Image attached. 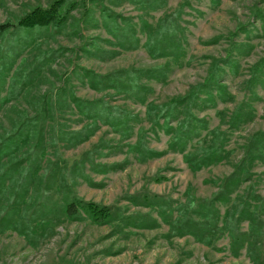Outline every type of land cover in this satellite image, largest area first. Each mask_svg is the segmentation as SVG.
<instances>
[{
	"label": "rangeland",
	"instance_id": "1",
	"mask_svg": "<svg viewBox=\"0 0 264 264\" xmlns=\"http://www.w3.org/2000/svg\"><path fill=\"white\" fill-rule=\"evenodd\" d=\"M51 1L0 0V24L7 19L15 21L31 7H46ZM181 1L167 0L164 10L153 12L147 19L155 22L163 11L174 9ZM188 1L189 5L184 7L181 20L186 36V63L174 68L165 82L145 79L140 82L153 88L147 95V102L162 104L185 95L191 86L201 83L213 65L218 63L219 80L226 85L227 91L216 92L213 87L206 101L202 98L207 95L202 93L194 112L198 118L206 119L207 130L200 129V138L207 136V132L212 129L226 131L228 140L225 149L229 154L222 162L196 172L190 170L182 159L183 153L169 149L170 135L165 129L151 127L145 118V104L124 94H117L111 88L104 91L93 88L98 82L96 74L103 75L130 66L148 67L165 61L163 58H151L142 47L145 35L139 30L138 11L125 0H84L88 14L83 17L84 6L80 4L71 13L67 24L57 32L52 27H36L23 29L15 35L12 34L14 32L1 35L7 39H0V47L8 42H14L16 47H26V44L31 46L18 55L12 69H0V102L10 99L3 102L0 110V135L18 119V110L33 114L38 102L44 99L65 102V105L71 103L72 107H67L66 111L58 115L59 127L80 129L90 121L74 107L72 98L77 96L94 100L104 97L111 105L130 112L133 134L127 142L134 141L142 129L148 146L162 154L138 162L131 154H127V142L107 125H101L92 137L75 147L59 145L58 150L69 161L99 141L102 143L98 148L101 151L95 155L96 161L109 164L122 161L126 155L129 157L128 163L117 171L95 173L86 167V172L95 181L104 184L90 185L79 179L75 190L81 198L119 207L121 212L127 210L126 214L140 212L142 215L149 213L157 216L155 210L129 201L128 195L144 191L170 196L182 202L190 186V193L194 197H209L216 186L205 180H216L229 174L243 153L247 137L264 130V82L260 80L251 89L248 87L252 85L247 84L250 66L264 56V17L261 16H264V0ZM100 6L117 13L120 24L122 18L135 24L140 44L137 49L123 50L114 45L115 39L104 26L105 12H101ZM107 27L111 28V25ZM232 42L234 47L231 46ZM59 47L68 49L55 61L40 63L38 54ZM113 50L118 52L112 54ZM231 50V60L224 62L223 58ZM251 106L254 108L253 119L230 129L227 120L236 107L246 113ZM180 117H184V111H180ZM175 124L176 121L171 122V125ZM49 130L48 124L45 129L47 139ZM47 142L43 167L46 159L52 158L53 154V147L49 140ZM194 145L196 140L189 142L186 151ZM253 171L255 189L264 195V161H256ZM154 176H157V180L153 179ZM245 185L232 197L238 192L242 193ZM158 219L160 225L150 229L137 228L133 224L121 225L124 223L120 221L98 225L85 217L83 220L63 218L57 222L54 230L48 228V223L38 224L32 228L33 235L28 236L9 230L0 234V264H252L245 250L239 256L232 254L227 234L217 238L213 246L196 242L191 236L170 238L166 236L169 226L160 217ZM241 229H246V222L241 225Z\"/></svg>",
	"mask_w": 264,
	"mask_h": 264
},
{
	"label": "trees",
	"instance_id": "2",
	"mask_svg": "<svg viewBox=\"0 0 264 264\" xmlns=\"http://www.w3.org/2000/svg\"><path fill=\"white\" fill-rule=\"evenodd\" d=\"M125 1L138 11L139 30L145 35L142 47L151 58H163L165 61L148 67L130 66L103 75L94 74L98 82L93 88L97 91L111 88L117 94H124L145 104V118L149 120L151 127L165 129L170 135L169 149L183 153L182 159L190 170L196 172L222 162L229 154L225 149L228 140L226 131L212 129L207 132V136L200 138V129L207 130L206 119L198 118L194 112L202 93L207 95L206 98H202L206 101L210 98L213 87L216 88V92L227 91L226 85L219 80L218 63L213 65L201 83L191 86L185 95L162 104L147 102V95L153 88L140 82L141 79L165 82L174 68H180L186 63L184 46L186 36L181 20L184 7L189 5V1L182 0L174 9L163 11L155 22H150L147 16L151 17L153 12L164 10L167 0ZM80 4L84 6V17L88 14L84 0H52L46 7L35 5L18 16L15 21L7 19L1 23L0 39L3 37H5L3 40L7 39L6 36L1 37L4 33L14 32L12 34L15 35L23 29L36 27H52L57 32L67 24L71 13ZM100 7L101 12H105L104 26L115 39L114 45L123 50L137 49L140 44L135 24L126 18H122L120 24L117 21L119 16L117 13H113L106 6ZM107 25H111V28ZM13 43L8 42L0 47L1 70L5 67L7 70L12 69L16 59L31 46L26 44V47L23 45L16 47ZM231 46L234 47L233 42ZM3 47L6 48L5 51ZM67 49L59 47L45 50L46 53L38 54L39 61L41 64L47 60L53 62ZM232 51L227 52L223 58L224 62L227 59L231 60ZM117 52L118 50H113L112 54ZM260 80L264 82V56L250 66L247 84L252 86L248 88L251 89L260 83ZM8 100L10 99L3 102ZM3 102H0V110ZM72 103L90 121L80 129L59 127L58 115L66 111L67 107H72L71 103L65 105V102L44 99L38 102L33 114L18 110V119L0 135V234L13 230L20 235L28 236L33 235L32 228L38 224L48 223L50 224L48 228L54 230L57 222L63 218L83 220L85 217L98 225L120 221L124 223L121 225L133 224L137 228L150 229L160 225L158 219L160 217L169 226L167 237L191 236L196 242L213 246L217 238L227 234L234 256H239L241 251L245 250L252 264H264V195L256 191L253 181L254 163L264 161V130H258L247 137L243 153L229 174L216 180H205L216 186V190L209 197H194L190 193V186L182 202L166 195L137 192L129 194L128 200L151 211L155 210L158 217L149 213L142 215L140 212L126 214L125 207L124 213L119 207L81 198L75 186L79 179L90 185L104 184L95 181L86 172V167L95 173L117 171L128 163L129 157L126 155L122 161L109 164L96 161L95 155L101 151L98 149L102 144L99 141L91 149L69 161L62 156L58 146L75 147L92 137L101 125L109 126L120 139L127 142L133 134L130 112L111 105L104 97L87 100L74 96ZM237 107L243 108L240 105ZM237 107L227 120L230 129L238 128L242 123L252 120L254 116L253 106L248 107L246 113L240 112ZM180 111H184L183 118L180 117ZM172 121H176L174 126L171 125ZM222 121L225 122L223 116ZM48 124L49 139L45 134ZM47 140L53 147V154L52 158L46 159L43 167ZM193 140H196V145L186 151L188 143ZM126 147L127 154H131L138 162H145L162 154L161 151L148 146L145 131L142 129L138 131L134 141L127 142ZM153 179L157 180V176ZM243 184H246L243 192H238L232 197ZM244 222L246 229L243 230L241 225Z\"/></svg>",
	"mask_w": 264,
	"mask_h": 264
}]
</instances>
